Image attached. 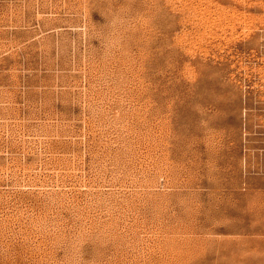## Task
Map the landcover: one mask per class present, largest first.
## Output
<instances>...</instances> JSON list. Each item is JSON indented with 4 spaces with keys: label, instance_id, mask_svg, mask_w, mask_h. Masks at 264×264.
I'll use <instances>...</instances> for the list:
<instances>
[{
    "label": "rangeland",
    "instance_id": "1",
    "mask_svg": "<svg viewBox=\"0 0 264 264\" xmlns=\"http://www.w3.org/2000/svg\"><path fill=\"white\" fill-rule=\"evenodd\" d=\"M0 264H264V0H0Z\"/></svg>",
    "mask_w": 264,
    "mask_h": 264
}]
</instances>
